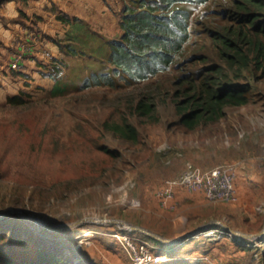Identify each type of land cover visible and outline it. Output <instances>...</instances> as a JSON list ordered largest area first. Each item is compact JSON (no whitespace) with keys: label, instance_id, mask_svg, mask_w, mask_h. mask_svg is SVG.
I'll return each mask as SVG.
<instances>
[{"label":"rangeland","instance_id":"rangeland-1","mask_svg":"<svg viewBox=\"0 0 264 264\" xmlns=\"http://www.w3.org/2000/svg\"><path fill=\"white\" fill-rule=\"evenodd\" d=\"M227 1L177 4L190 10V39L185 45V58L216 51L209 31L220 32L234 25V21L222 13ZM60 40L58 50L43 52L44 59L29 68L22 84H0V127L17 120L32 130L31 138L36 141L45 138L44 135H54L59 149L70 157L75 155L76 159L92 156L90 145L95 146V142L107 144L118 153L109 160L107 157L98 159L100 162L93 173L85 175L68 169V173L55 179L35 174L26 167L21 168L26 178L20 177L17 167L9 164L8 171L0 175V221L6 229L13 227L26 238L28 254L44 246L70 264H136L114 236V232H125L133 240L148 241L161 255L160 261L149 264H173L164 259L172 252L178 253L175 247L156 243L144 233L124 228L118 222L103 223L93 218L123 220L165 237L171 235L174 228L181 225L177 215L186 216V220L194 217L198 211L192 203L204 200L192 199L194 196L190 199L180 191L181 199L175 209L165 205L167 197L162 192L165 189L171 194L175 178L188 161L203 169L236 164L243 178H249L251 187L246 195L251 199L250 206L243 208L236 203L238 198L226 204V201L207 200L208 204L232 212H227L232 223L245 227V232L252 229L258 233L264 229V75L261 69H254L255 75L260 77L252 82V97L248 103L226 105L215 120L187 128L179 123L176 111L178 86L171 82L177 74L175 69L139 83L121 80L112 88H82V79L92 70L110 69L107 49L101 46L95 54L72 39ZM70 48L75 49V55L69 53ZM33 50L24 54L25 50L18 48L14 55L24 52L23 60H35ZM56 59L61 64L58 77L42 76L41 69L47 68L42 61L48 66ZM21 63L16 68H8L14 77ZM209 63H191L188 69L196 71ZM238 80L252 81L251 71H245ZM15 94L21 95L22 102L9 104L7 97ZM140 97L153 104L146 115L132 110ZM122 117L137 127L135 141L121 140L103 128L104 121H120ZM43 126L46 127L41 136L39 129ZM90 160L86 162L91 165ZM252 246L245 253V264H264V236L259 246ZM9 248L0 244V264L13 252ZM21 257L13 256V259L18 261Z\"/></svg>","mask_w":264,"mask_h":264},{"label":"trees","instance_id":"trees-1","mask_svg":"<svg viewBox=\"0 0 264 264\" xmlns=\"http://www.w3.org/2000/svg\"><path fill=\"white\" fill-rule=\"evenodd\" d=\"M6 1L9 0H0V4ZM206 2L207 0H134L130 4H124L119 22L122 33L108 41L106 61L110 69L92 70L82 79L81 87L112 88L121 80L139 83L175 69L177 74L171 82L175 87L178 86L175 91L179 97L176 111L179 123L187 128L215 120L226 105L248 103L252 97V82L260 77L255 75L254 69H261V75H264V0L227 1V8L222 13L232 19L234 25L220 32L209 31L216 51L185 58V45L190 39V10L177 4L202 5ZM22 14L20 11L18 18ZM57 17L63 21L68 18L64 14ZM51 40L58 46L61 45L60 39ZM68 51L73 55L76 53L74 48ZM200 61L210 63L196 71L188 69L191 63ZM50 63L47 66L46 62H42L47 68L41 69L40 73L44 77L56 79L61 64L58 59ZM245 71H251L252 81L238 80ZM7 102L16 105L22 102L21 95L8 96ZM152 105L145 97H140L132 110L146 115ZM102 126L121 140L135 141L137 138V127L126 117H122L120 121H104ZM45 127L39 129L41 136ZM31 131L26 124L17 120L0 127V175L8 171L10 163L17 167L16 173L20 177H25L22 167L53 179L68 173V169L87 175L97 169L100 160L105 157L108 160L115 158L118 153L107 144L95 142V146L90 145L92 156L76 159L75 155L70 157L59 149V142L54 135H44L45 138L36 141L31 138ZM89 159L91 165L86 162ZM2 225L0 221V244L9 245V249L13 250L2 260L4 264H70L44 246H38L36 253L28 254L24 243L26 238L21 237L20 231L13 227L6 229L4 225L3 229ZM144 235L162 244L161 241ZM13 256L22 257L17 261Z\"/></svg>","mask_w":264,"mask_h":264},{"label":"crops","instance_id":"crops-1","mask_svg":"<svg viewBox=\"0 0 264 264\" xmlns=\"http://www.w3.org/2000/svg\"><path fill=\"white\" fill-rule=\"evenodd\" d=\"M133 1L27 0L25 2L9 0L0 4V84H3L2 86L22 84L29 68L34 67L36 61L41 62L44 59L43 52L49 50V53H54L58 50L57 44L51 38L72 39L74 43L81 44L88 50L91 49L95 54L98 53L96 50L99 47L105 45L108 54V41L119 37L122 33L119 24L121 9L124 4H130ZM20 11L23 14L18 18ZM60 14L66 15L68 18L65 21L61 20L57 17ZM31 20H33L32 25ZM31 35L34 37L31 38ZM16 42L17 46H15ZM18 48L22 51L25 50L24 54L35 49L33 54L36 58L35 60L25 58L19 69L21 72L14 77L10 74L8 64L13 60L14 50ZM248 179V177L243 178V173L238 170L234 180L238 198L236 203L239 202V205L246 209L250 206L251 200L246 195L251 187L248 184ZM173 184L174 190L171 186V194L168 190L167 198H165V205L168 204V208L175 209L178 206L181 199L178 194L180 191L190 199L191 196H194L192 199L202 198L204 200L192 203L194 209L197 208L198 211L192 218L186 220V216L175 213L181 220V225L178 229L174 228V232L167 237H181L182 240L168 244L173 249L175 247L178 253H170V256L166 257L164 261L173 264H245L247 258L245 253L254 246L245 245L243 242L225 235L217 236L206 232L210 228L226 227L245 232V227L232 223L231 217L227 214V212H232L224 211V208L219 205L208 204L207 198L201 191H188L179 184ZM164 191L166 192L165 189ZM162 195L164 196L163 193ZM226 203L232 202L224 204ZM245 233H254V230L251 229ZM245 240L254 242L249 239ZM255 245L259 246V244Z\"/></svg>","mask_w":264,"mask_h":264},{"label":"built area","instance_id":"built-area-1","mask_svg":"<svg viewBox=\"0 0 264 264\" xmlns=\"http://www.w3.org/2000/svg\"><path fill=\"white\" fill-rule=\"evenodd\" d=\"M23 61V52L14 55L13 60L8 64V68H16ZM237 167L234 163L218 164L211 168L203 169L194 163L188 161L185 163L180 174L175 178L174 182L179 184L188 191H201L209 201H226L232 202L237 199V191L235 188V177ZM168 190L163 191L164 195H168ZM217 236L226 235L243 242L245 245L258 244L259 242H249L233 232L224 228H211L207 231ZM114 236L128 250L129 256L136 264L157 263L161 260V255L155 252L150 243L145 240H133L131 236L125 232H114Z\"/></svg>","mask_w":264,"mask_h":264},{"label":"water","instance_id":"water-1","mask_svg":"<svg viewBox=\"0 0 264 264\" xmlns=\"http://www.w3.org/2000/svg\"><path fill=\"white\" fill-rule=\"evenodd\" d=\"M13 211H17V212H20L19 210H13ZM94 221H98V222H107V223H111V222H118V224H122V226L124 228H127V229H130V230H133V231H139L141 233H144L156 240H159L163 243H166V244H174V243H177V242H180L182 240L181 237H178V238H167L165 236H162L160 234H157L151 230H149L148 228L146 227H143V226H139V225H130L128 224L127 222L123 221V220H113V219H95L93 218ZM228 231H231L233 232L235 235L237 236H240L242 238H245V239H249V240H253L255 242L261 240L262 236H264V229L258 233H245V232H241V231H238V230H233L229 227H226L224 228Z\"/></svg>","mask_w":264,"mask_h":264},{"label":"bare ground","instance_id":"bare-ground-1","mask_svg":"<svg viewBox=\"0 0 264 264\" xmlns=\"http://www.w3.org/2000/svg\"><path fill=\"white\" fill-rule=\"evenodd\" d=\"M211 229V228H210ZM208 233H212V231L210 230V231H207ZM240 238H242V237H240ZM259 244V243H258Z\"/></svg>","mask_w":264,"mask_h":264}]
</instances>
